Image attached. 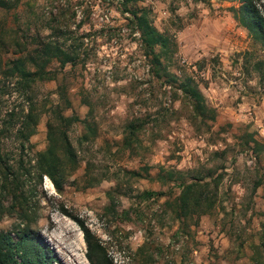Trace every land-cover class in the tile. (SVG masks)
Segmentation results:
<instances>
[{
	"label": "rangeland",
	"instance_id": "rangeland-1",
	"mask_svg": "<svg viewBox=\"0 0 264 264\" xmlns=\"http://www.w3.org/2000/svg\"><path fill=\"white\" fill-rule=\"evenodd\" d=\"M253 2L264 18V0ZM242 3L0 0V152L18 174L7 182L1 164L0 229L16 239L28 226L53 264H91L73 215L113 264H264V41ZM133 9L168 38L162 66L178 82L190 78L214 119L194 115L167 75L155 73ZM49 40L75 52V62L53 57L50 77L28 87L6 74L16 56L33 69L34 48ZM131 121L141 126L126 147ZM48 123L60 190L35 165ZM22 129L33 131L24 138ZM196 180L209 210L185 217L181 184Z\"/></svg>",
	"mask_w": 264,
	"mask_h": 264
},
{
	"label": "trees",
	"instance_id": "trees-1",
	"mask_svg": "<svg viewBox=\"0 0 264 264\" xmlns=\"http://www.w3.org/2000/svg\"><path fill=\"white\" fill-rule=\"evenodd\" d=\"M243 10L250 16L251 26L259 34L264 41V18L259 14V10L254 4L253 0H243ZM134 18V23L141 31L142 39L145 43V53L152 54V62L155 73L159 76L161 73L167 75L168 81L172 82V85L179 89L183 95L187 98L194 115L200 117L203 121L206 119H214L215 112L205 102V98L199 88L193 84L190 78H186L183 81H176V77L169 75L166 72L160 56L165 51L168 38L162 36L158 30L151 25L144 12L139 14L135 9L131 10ZM59 33L63 31L59 30ZM160 44L161 49L156 50L155 46ZM25 56H16L9 61L8 71L6 74L10 76L18 77V81L24 86L28 87V84L36 77L49 78L50 75L46 70V64L56 57L60 61V65L64 66L67 61L75 62V52H68L60 45L55 43L54 40L43 42L40 46L34 48V58H30L34 68L31 69L27 66ZM162 71V72H161ZM26 120L23 121L26 129L31 125L29 117L31 112L26 113ZM141 126V123L131 121L126 125L128 130V137L124 140V145L129 147L131 145V137H133ZM31 127V126H30ZM86 128L90 132L95 131V125L90 122H86ZM33 130L29 129L21 130L22 136L25 138ZM53 128L48 123V144L43 149L37 152L36 155V168L37 176L41 179L42 174H46L55 185L56 189L60 190L62 187V175L60 173V161L59 157L55 154V136ZM64 148L67 151L69 158L73 159L74 150L71 146L67 135L63 133ZM86 134L82 135V138H86ZM130 137V138H129ZM4 164V169H8V164L4 161L0 152V168L1 164ZM2 164V165H3ZM4 170V171H5ZM3 171V172H4ZM138 174L137 172H134ZM10 174L12 176H10ZM7 182L11 183L13 180L18 179V174L14 170L8 169L3 174ZM10 176V177H9ZM16 183H19L16 181ZM17 185V184H15ZM181 189L178 195V206L184 213V216H192L193 213L200 215L205 211H208L210 205L203 203L208 199V193L206 191L205 184H200L198 180L190 182H182ZM20 184L17 188H20ZM23 190L20 188V194ZM154 192L152 190H146L144 194L151 196ZM74 220L79 225L83 232V238L87 245L86 257L91 264H113L111 259L107 256L104 247L100 244L98 239L93 235L89 227L84 223V220L80 217L73 215ZM25 227V228H24ZM22 229L17 230V238L14 239L11 232L8 230L0 229V264H53L54 256L52 255V249L40 238L38 234L31 231L30 228L24 226ZM59 264H63L59 261Z\"/></svg>",
	"mask_w": 264,
	"mask_h": 264
}]
</instances>
